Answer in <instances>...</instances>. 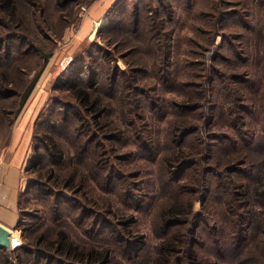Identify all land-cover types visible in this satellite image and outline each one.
Here are the masks:
<instances>
[{
	"label": "rangeland",
	"instance_id": "374dc122",
	"mask_svg": "<svg viewBox=\"0 0 264 264\" xmlns=\"http://www.w3.org/2000/svg\"><path fill=\"white\" fill-rule=\"evenodd\" d=\"M12 3L14 10L7 11L11 15L0 13V178L4 166L12 164L10 160L13 162L16 157L20 162L19 167L16 161L6 167L1 185L8 192L0 195V221L12 227L16 224L18 194L24 215L20 228L9 229L14 240L12 249L33 239L32 248L41 233L46 232L48 238L55 232L40 196L47 192L44 186L47 185L56 192L55 199H60V212L73 209L77 203L71 207L59 194L73 197L78 203H82L79 196L96 202L100 206L95 210L109 208L113 214L109 221L133 214L137 223L128 231L143 237L145 245L142 257L129 264H148L160 242L153 227L164 197L160 161L167 153L169 132L174 135L167 143L169 151L178 147L175 135L181 132L182 123L175 113L187 111L197 115L195 118L199 120L188 118L187 123L198 124L202 120L200 133L214 147L204 156L202 166L208 170L209 162L222 167L239 159L222 148H228L227 144L232 142L229 139H237L238 131L244 132L239 135L243 140L250 134L249 122L255 114L250 112L241 124V111L264 109V0H12ZM134 14L140 23L132 27ZM163 52L171 54L163 62L168 63L165 66L160 63ZM43 54L50 55L46 62ZM42 67L34 90L22 105L26 87ZM162 69L175 75V87L164 88ZM109 80L125 86L126 104L118 96L96 91ZM81 86L99 94L106 103L98 120L103 130L92 127L98 151L121 176L127 177L129 192L143 208L141 213L136 214L133 206L116 203L113 194H105L85 175L76 174L79 165L74 157L70 158L71 145L66 137L54 135L57 118H48L52 126H36L38 115L43 112L46 118L54 107L81 108L74 95ZM188 86L194 91L192 99L179 90ZM203 86L208 88L205 96L210 99L205 109L197 105L202 104L197 90ZM74 109L69 114L77 113L85 120L79 123L86 128L91 117ZM259 116L254 123H259ZM127 129L129 132L125 133ZM44 135L62 143L68 152L69 161L61 169L51 163L45 166L43 162L36 167L29 159L30 155L38 159L43 154L40 144ZM190 139L195 147L193 150L183 147L180 151L185 155H193L198 146L199 150L203 146L197 136ZM261 147L262 159L257 160L261 162L260 179L264 181V143ZM258 149H252L250 155L258 157L255 154ZM79 167L88 174L87 167ZM67 169L84 179L83 186L75 184L80 187L77 194L63 186L70 181L65 178L69 174ZM47 197L53 205V197ZM222 199L218 194L215 203ZM219 211H215L218 216ZM51 212L57 214L53 209ZM193 212L204 214L200 201L194 202ZM204 215L207 217L206 212ZM258 216L259 227L261 222L263 225V211ZM67 223L71 239L89 244L72 221ZM113 264L120 263L115 260ZM211 264L222 263L211 259Z\"/></svg>",
	"mask_w": 264,
	"mask_h": 264
},
{
	"label": "trees",
	"instance_id": "16d2710c",
	"mask_svg": "<svg viewBox=\"0 0 264 264\" xmlns=\"http://www.w3.org/2000/svg\"><path fill=\"white\" fill-rule=\"evenodd\" d=\"M13 6L12 0H0V13L5 14L6 12L11 15L7 11L14 10ZM132 17H134L132 18L133 27L140 22L137 15L134 14ZM170 56V53L163 52L160 55V63L168 61ZM42 58L46 62L50 55L43 54ZM167 64L163 63L162 65ZM43 67L26 87L21 99L22 105L26 103L34 90ZM161 71L165 81L164 88L175 87L177 83L175 75H172L171 71H167V69ZM87 83L92 85L89 81ZM207 89L203 86L197 90L198 98L202 100V104H197L200 105L198 108H207L206 104L210 101L205 96ZM179 90L189 94L187 96L192 99L191 95L194 91L190 86ZM96 91L103 95L118 96L120 102L126 104L125 86L117 80L102 83ZM74 95L81 107H78L80 112L91 117L88 119L89 124L86 128L79 123L85 120L80 119L77 113L69 114V110L74 107L60 106V103H56V106L60 107L51 109L46 118H43L45 113H40L36 126L44 124L52 126L50 125L51 120L48 118L52 116L57 118L54 135L60 134L62 137H66L67 143L72 148L70 158L74 157L79 166L88 168V176L80 171L79 166L76 174L85 175L86 179L95 183L105 194H113L116 203L120 201L125 205L133 206L136 214L143 212L141 203L135 201L129 192L130 183L127 177L121 176V172L118 173L116 168L112 167L98 151L97 137L93 128L103 130L104 126H101L98 120L103 115L101 113L106 103L101 101L99 94H93L82 86L76 90ZM78 109L74 110L78 111ZM263 110L258 107L254 111H241V124L250 112V114H255L250 118L251 128L248 126L250 134H247V139L243 140L239 138V135L244 132L238 131L237 139H229L232 142L227 144L228 148H222L227 154L239 157V159L222 167L209 162L208 166L211 169L208 170H204L202 166L205 162L204 156L214 147L206 141V136L202 132L200 133L203 128L202 120L198 124L187 123L188 118L198 119L195 118L197 115L187 113V111L175 113L182 123L181 132L175 135L178 147L175 146L172 151L167 149L168 141L174 137L173 133L169 132L166 143L167 153L160 161V186L164 197L160 201V213L153 226L159 235L160 242L155 247L153 256L149 257L148 264H211V259L218 260L222 264H264V221L263 225L261 222L258 227V212L263 211L264 215V181L260 179L261 162L257 160L262 159L263 152V147H261V144L264 143ZM256 116H259V123H254ZM50 128L53 132L54 125ZM71 131H73L72 134ZM126 132L129 130L127 129ZM119 134L120 130L118 129ZM193 136H197L199 143L203 146L201 150L198 146L197 153L185 155L180 150L183 147L189 150L194 149L193 139H190ZM142 145V139H140L139 150L142 149ZM40 146L43 148V154L38 159L29 154V159L34 166L37 167L43 162L45 166L51 163L54 168L61 169L65 163H68V152L65 151L62 143L57 144L52 141L51 137L44 135ZM35 148V146L32 148L33 152L36 151ZM257 148L259 149L255 151V154L258 153V157L250 155L249 152ZM174 168H176V173ZM190 170L193 171L189 173ZM66 173L69 174L65 178L70 181L63 186L77 194L76 189L80 187H76L75 184L83 186V177L77 178L72 169H67ZM44 186L47 192L44 193V196L39 193L44 199V209H46L47 218L55 228L53 230L55 232L48 238L46 232L41 233L42 235L34 241L32 248L33 239L9 252L0 248V264H113L115 260L120 264H129L135 258L142 257L144 238L128 231L133 224L137 223L133 214L109 221V216H113L109 208H100L101 211L95 210L100 206L96 202L93 203L79 196L82 203H78L72 199L73 197L66 198L59 194L60 198L62 197L65 202L71 204V207L77 203L73 209L60 212L61 204L59 198L55 199L56 192L53 188ZM218 194H221L223 199L216 204L215 200ZM48 195L53 197V205L50 204ZM19 199L20 195L18 194L17 211L19 216L14 229L20 228L22 216H24L20 210ZM196 201L202 203V209H204V214L206 212L207 217L201 212H193V205ZM256 206L262 209L258 210ZM52 209L57 214L51 212ZM216 210H220L219 216L215 213ZM69 220L75 225L77 232H81L80 234L87 238L89 244H82L71 239L66 230ZM101 245H105V248H100Z\"/></svg>",
	"mask_w": 264,
	"mask_h": 264
},
{
	"label": "water",
	"instance_id": "95a60500",
	"mask_svg": "<svg viewBox=\"0 0 264 264\" xmlns=\"http://www.w3.org/2000/svg\"><path fill=\"white\" fill-rule=\"evenodd\" d=\"M11 232L0 224V248L6 249L8 252L12 249Z\"/></svg>",
	"mask_w": 264,
	"mask_h": 264
},
{
	"label": "crops",
	"instance_id": "0c3cea01",
	"mask_svg": "<svg viewBox=\"0 0 264 264\" xmlns=\"http://www.w3.org/2000/svg\"><path fill=\"white\" fill-rule=\"evenodd\" d=\"M26 144H27V141H26ZM21 150V149H20ZM14 160H13V162H12V160H10L9 161V163L11 162L12 164H10V165H8V166H4V169L1 171V178H0V195L2 196V193L3 194H5L6 192H8V190L6 191V188H5V186L4 185H1V182L2 181H4V179H3V176L4 175H6L7 174V169H6V167H11V165H15L16 163H15V161L17 162V165H16V167H19L20 166V162L16 159V157H14L13 158ZM21 159V158H20ZM19 159V160H20ZM19 173H20V171H19ZM1 187H3L2 189H1ZM16 196H17V194H16ZM15 203H16V197H15ZM16 205L17 204H15V208H16ZM16 211H17V208H16ZM17 214H18V212H17ZM17 220H18V218H17ZM0 224L2 225V226H4V227H6L8 230L11 228V229H13V227L12 226H10V225H8V224H6V223H4V222H1L0 221Z\"/></svg>",
	"mask_w": 264,
	"mask_h": 264
},
{
	"label": "bare ground",
	"instance_id": "6f19581e",
	"mask_svg": "<svg viewBox=\"0 0 264 264\" xmlns=\"http://www.w3.org/2000/svg\"><path fill=\"white\" fill-rule=\"evenodd\" d=\"M12 237V236H11ZM14 244V240L12 239V245Z\"/></svg>",
	"mask_w": 264,
	"mask_h": 264
}]
</instances>
